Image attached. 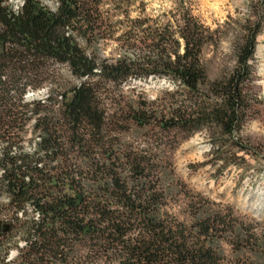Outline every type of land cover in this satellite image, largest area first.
<instances>
[{"label": "trees", "instance_id": "obj_1", "mask_svg": "<svg viewBox=\"0 0 264 264\" xmlns=\"http://www.w3.org/2000/svg\"><path fill=\"white\" fill-rule=\"evenodd\" d=\"M173 1L151 19L138 0L131 20L137 0H54V10L21 0L16 12L0 0V191L12 212L3 221L0 207V264H264V239L202 215L197 203L186 205L188 225L168 215L173 196L158 169L120 143L124 125L154 124L160 133L149 147L173 149L176 137L204 133L213 151L226 149L232 160L250 154L240 133L259 103L252 63L264 0H249L233 67L214 80L201 54L218 38L192 16L189 0ZM107 41L117 44L113 63L99 58ZM131 80L169 81L173 89L161 98L167 115L144 103L108 113L104 101ZM46 86L54 88L46 101H27V92ZM31 118L36 149L18 154L16 139ZM230 232L236 258L249 246L263 261H227L216 242ZM14 240L25 246L6 262Z\"/></svg>", "mask_w": 264, "mask_h": 264}, {"label": "rangeland", "instance_id": "obj_2", "mask_svg": "<svg viewBox=\"0 0 264 264\" xmlns=\"http://www.w3.org/2000/svg\"><path fill=\"white\" fill-rule=\"evenodd\" d=\"M20 1L8 0V4L11 8L19 9ZM38 1L49 10L56 7L54 0ZM141 1L143 15L151 19L161 18L163 13L170 12L174 2ZM189 3L192 16L218 38L217 46L205 47L201 54L207 76L214 80L233 67L232 46L239 33L238 24L251 16L250 3L249 0H189ZM138 7V0L129 7V19L134 20L139 16ZM98 49L101 60L113 63L119 56L117 44L113 41L102 43ZM53 69L59 75L65 76L63 68L54 66ZM252 69V93L256 95L259 103L254 107L255 114L249 116L240 133L242 141L250 148V154L237 153L232 160V154L226 149L218 153L213 151L211 142L204 133H194L185 140L181 136L176 137V146L173 149L168 146L159 149L149 147L148 140L152 134L160 133L154 124L146 128L124 125L126 130L122 132L119 140L124 150L135 154V159L142 157L158 169L163 186L173 196L166 209L168 215L188 225L190 220L186 205L197 203L202 215L226 218L237 230L249 231L259 241L264 239V30L256 39ZM53 89L46 86L34 93L27 92L25 98L30 102H44ZM172 89L173 85L165 80H131L122 86L119 93L114 91L110 94L104 101V108L112 113L124 106L135 109L144 103L147 110L167 115V107L161 98L163 93L171 92ZM35 122L34 118L26 122L23 133L16 139V153L30 154L36 149L39 134L35 130ZM1 149L0 146V152ZM6 206L7 197L0 191L3 221L9 220L12 214ZM223 236L228 238H222L216 244L227 261H263L249 246L236 258L233 247L237 248L235 241L233 243L232 232ZM24 246L21 240H14L6 245L5 248L9 251L6 262L13 261L17 257V251Z\"/></svg>", "mask_w": 264, "mask_h": 264}, {"label": "water", "instance_id": "obj_3", "mask_svg": "<svg viewBox=\"0 0 264 264\" xmlns=\"http://www.w3.org/2000/svg\"><path fill=\"white\" fill-rule=\"evenodd\" d=\"M8 230H9V228L6 226V227H4L3 228V233H7L8 232Z\"/></svg>", "mask_w": 264, "mask_h": 264}, {"label": "built area", "instance_id": "obj_4", "mask_svg": "<svg viewBox=\"0 0 264 264\" xmlns=\"http://www.w3.org/2000/svg\"><path fill=\"white\" fill-rule=\"evenodd\" d=\"M10 8H11V7H10ZM11 10H12L13 12H16V11H17L15 8H11Z\"/></svg>", "mask_w": 264, "mask_h": 264}]
</instances>
